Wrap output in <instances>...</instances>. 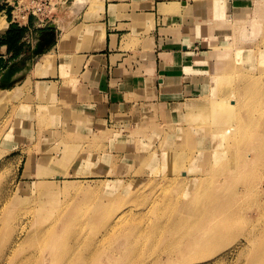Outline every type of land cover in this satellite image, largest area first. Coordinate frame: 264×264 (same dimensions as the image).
<instances>
[{
	"label": "rangeland",
	"instance_id": "obj_1",
	"mask_svg": "<svg viewBox=\"0 0 264 264\" xmlns=\"http://www.w3.org/2000/svg\"><path fill=\"white\" fill-rule=\"evenodd\" d=\"M55 1L0 3L2 7L10 3L18 18L27 14H22L23 8L33 15L37 7H44V16L38 15L50 21L55 15ZM70 5L71 1L66 6ZM258 26L253 25L252 38L243 40L239 37L240 22L222 24L215 44L199 50L207 51L205 65L209 68L202 73L192 71L195 76L200 74L194 80L199 84L194 91L177 100L157 99L147 104L140 117L122 118L98 132H87L88 126L80 119L73 120L68 110L59 116V111L47 107L16 110L8 109L7 103L0 104V261L8 258L12 264H27L24 261L29 259L31 264H41L47 257L46 264H62L52 257V241L42 236L50 233L59 236L62 244H76L72 256L82 258L79 264H247L250 248L243 234L237 233L248 231L256 214L245 213L228 223L224 221L230 227L222 240L224 247L196 261L180 252L179 242L189 227H204L205 217L192 224L184 219L174 224V217L179 209L186 216L189 209L197 210L201 205V195L189 199L196 182L204 181L210 187L222 178V160L207 172V177L199 175L206 172L212 154L220 149L232 159L234 153V148L224 151L234 135L225 125L218 133L214 108L205 111L207 116L195 118L187 103L202 101L208 107L219 100L214 96L216 90H227L234 92L232 100L215 109L228 113L233 100H239V108L247 110L264 98V30L257 31ZM224 52L228 54L221 56ZM40 56L35 53L14 67L17 72L32 70ZM213 65H217L215 71L210 68ZM224 74L228 80L225 87L212 83ZM250 74L260 79L247 84ZM202 89L210 92L208 97L200 94ZM176 108H180L178 114L173 112L176 120L169 122ZM262 110L257 116L264 119V105ZM256 132H252L254 137L259 136ZM240 143L239 151L249 154L251 164L218 187L231 199L232 209L249 208L260 201L244 189L259 182L264 186V145L253 150L250 142ZM192 177L201 180L192 183ZM183 198L189 209L180 206ZM200 213L203 211H197ZM112 216H119L117 227L111 223ZM216 223L223 225L220 219Z\"/></svg>",
	"mask_w": 264,
	"mask_h": 264
},
{
	"label": "crops",
	"instance_id": "obj_2",
	"mask_svg": "<svg viewBox=\"0 0 264 264\" xmlns=\"http://www.w3.org/2000/svg\"><path fill=\"white\" fill-rule=\"evenodd\" d=\"M260 5L264 0H56L55 15L40 23L33 15L19 21L10 3H0V19L8 23L0 32V104L47 107L59 116L68 110L89 133L133 120L157 99L177 100L194 91L200 74L192 71L209 68L207 51L199 50L215 44L228 22H240L239 37L252 38ZM12 25L23 30L20 41H13ZM35 53L40 60L52 55V64L4 81L12 65ZM191 101L190 113L202 103Z\"/></svg>",
	"mask_w": 264,
	"mask_h": 264
},
{
	"label": "bare ground",
	"instance_id": "obj_3",
	"mask_svg": "<svg viewBox=\"0 0 264 264\" xmlns=\"http://www.w3.org/2000/svg\"><path fill=\"white\" fill-rule=\"evenodd\" d=\"M84 1L85 0H80V4H82ZM255 23L259 24V26L256 28L257 31L261 29L264 30V25L262 24L264 23V5H260L255 9L253 24ZM7 26L8 23L5 17L1 18L0 32H4ZM52 61V55H46L45 57H42L37 63V69L43 70L44 68L50 66ZM217 77L218 76H216L214 79V84L216 86L225 87L228 84L227 74L222 75L219 81H216ZM258 79H260L258 76L255 77L254 75L250 74L246 76L245 82L247 84H254L256 81H258ZM209 93L210 92H206L205 96L208 97L207 95ZM233 93L234 92L227 90H222L220 92L216 90L214 96H219V100L212 101L208 107H205L207 103L202 102V108L190 113L191 115L195 114V118H202L207 116L206 112L208 110L214 108L215 112L213 111L212 113H215V115H213V118H218L217 124L221 125V127H219V125L217 127L218 133L223 132V126L225 125V128L228 129V132L231 130L232 134L234 135L230 139L231 141L229 140L227 142L228 147L225 146L224 151L232 150V148H234V153L232 155V159H229V156H226L225 152L220 151V149H217L218 152H215L216 155L212 154L208 160L206 172L202 171L199 175L207 177V172L210 171L217 163L223 161V163H225V167L223 170L220 169L222 178L217 181V185L214 184L213 186L208 187V184L202 181L196 182L195 187L193 186V188H191L192 190H187H191L189 199H195L200 195L202 196L200 201L201 205L197 208V210L191 211L189 209L190 205L186 204L185 199L183 198L184 202L181 200L180 206L183 207L182 209H189L190 213L186 216H183L179 209L178 214L174 217V224H177V221H180L181 219H184L185 221L192 224L194 223L193 220L196 222L198 218L202 219L205 217L202 219L203 221H206V225L204 227L201 226L195 229H190L189 227L187 229V234L179 242V246L181 248L180 252H183V254L189 257L190 261H196L202 258H209L215 254V250L218 251L224 247L222 240L230 232V227L226 225L225 222L228 223L232 219L238 217V215H244L245 213L249 215L256 214L254 219L251 218L253 221V226L250 227L248 231H239L237 234H243L244 239L249 245L250 256L248 258L247 264H264V186L262 185V182L244 189L247 194L251 193L261 199L255 204L250 205L249 208H229L231 199L224 197L218 188L220 186L222 187L226 185L232 176H235L237 173H242L249 166V164H251V158H249V154L239 151L241 149L239 146V144H241L240 141L250 142L252 144L253 150H259L264 145V119H262L260 116H257L258 113L259 115L263 113L262 106L264 105V98L260 99L259 103L252 105L247 110H241V108H239V100L232 101L234 105H232L231 109H228V113L227 110L226 113H223V110L215 109L222 102L231 101ZM251 100H254V97H252ZM225 114L227 115L225 118H223ZM229 114L230 116L227 117ZM253 131H258L256 133H258L259 136L254 137L252 133ZM255 138L258 139L255 140ZM203 173L205 174L203 175ZM199 178L200 177H192L189 180L194 183L196 179ZM189 180H187L186 186L188 185ZM199 180H201V178ZM199 210H202L203 214H197V211ZM118 217L119 216H112L114 219L111 222L113 227L118 226L117 223L120 221ZM217 219H220L223 222V225L217 226ZM214 227H216V229ZM62 228H64L63 225L61 226V229ZM114 229L115 228H113V231ZM212 229L215 230L212 231ZM23 230L24 228H22L21 234L24 232ZM131 231H127L126 233H130ZM42 236H46L47 240L52 241L51 254L53 259H60L62 264H79V262L82 261L81 257H78L77 255L72 256L74 255L73 252L76 249L75 243L62 244L59 236L52 235L50 233H44ZM78 241L79 239L77 238L76 242ZM88 259L90 258L88 257ZM44 261H49V258L45 257ZM44 261L41 264H46ZM4 262L0 261V264H12L8 258L5 259ZM24 262L31 264L29 259H26Z\"/></svg>",
	"mask_w": 264,
	"mask_h": 264
},
{
	"label": "built area",
	"instance_id": "obj_4",
	"mask_svg": "<svg viewBox=\"0 0 264 264\" xmlns=\"http://www.w3.org/2000/svg\"><path fill=\"white\" fill-rule=\"evenodd\" d=\"M44 11H45V9H44V7H37L36 8V11H32V14L33 15H35V16H38L39 17V15H38V13H41V15L42 16H44L43 14H44ZM25 12H27V14H25V15H22L20 18H18L17 16V19L20 21V20H25L26 18H27V16H28V8H23V11H22V14L23 13H25ZM39 19H40V21H41V23H43L44 22V20L45 19H43V20H41V18L39 17Z\"/></svg>",
	"mask_w": 264,
	"mask_h": 264
},
{
	"label": "trees",
	"instance_id": "obj_5",
	"mask_svg": "<svg viewBox=\"0 0 264 264\" xmlns=\"http://www.w3.org/2000/svg\"><path fill=\"white\" fill-rule=\"evenodd\" d=\"M12 31L14 30L13 41H20L23 36V30L19 27L12 25Z\"/></svg>",
	"mask_w": 264,
	"mask_h": 264
},
{
	"label": "water",
	"instance_id": "obj_6",
	"mask_svg": "<svg viewBox=\"0 0 264 264\" xmlns=\"http://www.w3.org/2000/svg\"><path fill=\"white\" fill-rule=\"evenodd\" d=\"M15 65H12L5 73L4 75V81H10V78L18 71L15 67Z\"/></svg>",
	"mask_w": 264,
	"mask_h": 264
}]
</instances>
